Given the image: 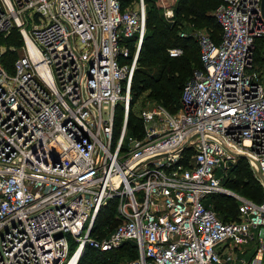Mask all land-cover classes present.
I'll return each mask as SVG.
<instances>
[{
  "label": "built area",
  "instance_id": "2783aa9c",
  "mask_svg": "<svg viewBox=\"0 0 264 264\" xmlns=\"http://www.w3.org/2000/svg\"><path fill=\"white\" fill-rule=\"evenodd\" d=\"M144 1L0 0V264H77L87 248L126 242L136 257L125 264H264L261 0H221L219 42L198 36L201 67L178 108L142 109L130 133ZM170 1L155 0L167 21ZM13 31L19 46L7 44ZM7 51L17 53L9 70ZM236 156L254 165L261 202L223 186ZM213 194L237 201L238 220L203 204ZM110 204L117 224L99 238Z\"/></svg>",
  "mask_w": 264,
  "mask_h": 264
},
{
  "label": "trees",
  "instance_id": "16d2710c",
  "mask_svg": "<svg viewBox=\"0 0 264 264\" xmlns=\"http://www.w3.org/2000/svg\"><path fill=\"white\" fill-rule=\"evenodd\" d=\"M133 0H121L123 7ZM217 3V4H216ZM221 3V0H176L174 7V18L181 20L180 23L168 25L163 20L160 10L154 6L147 9L146 30L137 62L139 67L135 72L133 91L139 94L142 91H148V96L156 99L162 106L170 112H175L179 106L178 92L186 81L192 76V72L196 68L201 67L199 58V46L187 36L181 38L179 29L183 24L188 25L191 30L205 29L210 38L215 42L220 39V26L216 20L208 13ZM176 22V21H175ZM13 39L16 38L17 45L18 35L12 32ZM261 40V39H259ZM257 40V41H259ZM256 41V42H257ZM171 47H180L183 53L179 57L171 58L167 55L166 50ZM17 56V53H16ZM3 64V60H2ZM253 65L256 68L254 51ZM6 69H10L3 64ZM159 66L157 75L152 74V70ZM116 122L120 121V110L117 112ZM138 119H132L130 113L128 115V126L130 133L132 129L138 128ZM230 169L228 177L222 182L226 188L251 200L254 203L261 202L262 190L259 183L252 177L249 170H242L240 165L243 160ZM212 197V211L218 219L223 222L238 220L237 202L234 198L215 194ZM206 205V204H205ZM114 220V205L110 204L104 207L98 213L93 234L99 238L106 236L110 232V228L103 230L102 227L112 225V229L117 224ZM111 229V230H112ZM132 242L123 243L118 249L112 251H99L94 248H87L80 257L77 264H118V259L136 257V251Z\"/></svg>",
  "mask_w": 264,
  "mask_h": 264
},
{
  "label": "rangeland",
  "instance_id": "374dc122",
  "mask_svg": "<svg viewBox=\"0 0 264 264\" xmlns=\"http://www.w3.org/2000/svg\"><path fill=\"white\" fill-rule=\"evenodd\" d=\"M174 1H175L174 5H173V0L168 2V5L171 6V7H175L176 0H174ZM144 2H145V7H146V16H147V9H149L150 6H154L155 8L158 7V4L155 2V0H145ZM215 8L213 6L212 10H210L208 12L211 16L213 15ZM163 21L166 24H168V25H172L174 23H176V24L180 23L181 20H179V19L175 20V18H174L173 21H167L165 19ZM178 29H179L180 32L181 31L185 32L187 36L192 37V39L196 42L197 45H198V36H200L202 34H206V33H207V35H209V33L205 29H197L196 32H193L191 30V28L188 25H186V24H183L181 27H178ZM146 32H147V30H146ZM8 39H6L5 42H7ZM5 42L1 41V45H3V46L6 45ZM16 43H17L16 38L13 39L12 36L10 37L9 41L7 42L8 45H12L13 44L15 46L17 45ZM16 57L17 56H16V52L15 51H7V52H5L4 53V57H3V64L5 66L11 68L12 64L16 60ZM254 57H255V63H256V72L261 76V83L264 85V39H261L260 41L255 42ZM138 58H139V55H138ZM138 58H137V60H138ZM138 67H139V63L137 62L136 70L138 69ZM159 69H160L159 66L155 67V69H153L151 71L152 74L153 75H157V72H158ZM136 70H135V72H136ZM135 72L133 74L132 81H131V100H130V110H129L130 117L132 119L137 118V115H138L139 111H141L142 109L150 108V107H153L155 105H161L156 99L148 96V93H149L148 91H142L139 94H135L136 92L133 91V82H134ZM180 94H181V92L179 91L178 92V96L179 97H180ZM115 125H117V122H116ZM238 160H243L241 165H240V168L242 170H245V169L249 170L250 173L252 174V177L257 181L258 174L256 173V169H255L254 165L252 163H250L249 160L245 156H236L235 161L233 163V166H235L239 162ZM224 187H226V186H224ZM213 195H215V194H213ZM202 202H203V204H206L207 206L212 208V202L213 201H212V197L211 196L206 197ZM114 220H113V223H112L113 226L115 225V221ZM111 227H112V225L110 224L109 227H107V225H106V226H103L102 229L103 230H107V229L110 228V231H111V229H112ZM73 249H74V245L71 244L70 247H69L68 253L70 254L73 251ZM128 258L129 257H127V255H126L125 258L123 257V258L118 259V264H125L127 261L131 260V259H128Z\"/></svg>",
  "mask_w": 264,
  "mask_h": 264
},
{
  "label": "water",
  "instance_id": "95a60500",
  "mask_svg": "<svg viewBox=\"0 0 264 264\" xmlns=\"http://www.w3.org/2000/svg\"><path fill=\"white\" fill-rule=\"evenodd\" d=\"M260 7H261L262 16L264 18V0H261Z\"/></svg>",
  "mask_w": 264,
  "mask_h": 264
},
{
  "label": "bare ground",
  "instance_id": "6f19581e",
  "mask_svg": "<svg viewBox=\"0 0 264 264\" xmlns=\"http://www.w3.org/2000/svg\"><path fill=\"white\" fill-rule=\"evenodd\" d=\"M76 255H77V253L73 256L72 261H74V259L76 258Z\"/></svg>",
  "mask_w": 264,
  "mask_h": 264
},
{
  "label": "crops",
  "instance_id": "0c3cea01",
  "mask_svg": "<svg viewBox=\"0 0 264 264\" xmlns=\"http://www.w3.org/2000/svg\"><path fill=\"white\" fill-rule=\"evenodd\" d=\"M260 41V40H259ZM261 77V76H260Z\"/></svg>",
  "mask_w": 264,
  "mask_h": 264
}]
</instances>
